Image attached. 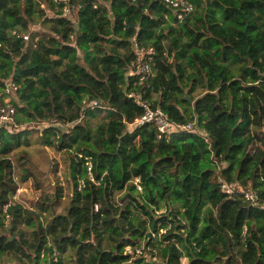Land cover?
<instances>
[{
    "label": "trees",
    "instance_id": "16d2710c",
    "mask_svg": "<svg viewBox=\"0 0 264 264\" xmlns=\"http://www.w3.org/2000/svg\"><path fill=\"white\" fill-rule=\"evenodd\" d=\"M163 1L0 0V103L12 80L19 127L0 126V264H264V0H187L183 22ZM134 39L154 50L144 84ZM131 93L192 132L135 124ZM33 136L67 156L63 213L64 190L39 196L24 169ZM143 245L155 262L125 254Z\"/></svg>",
    "mask_w": 264,
    "mask_h": 264
},
{
    "label": "built area",
    "instance_id": "2783aa9c",
    "mask_svg": "<svg viewBox=\"0 0 264 264\" xmlns=\"http://www.w3.org/2000/svg\"><path fill=\"white\" fill-rule=\"evenodd\" d=\"M61 1H65V0H61ZM163 2L165 3L166 6H168L172 10L174 17L177 18L179 22H183L184 20H187L194 12L193 5L187 0H164ZM79 9H80L79 6H72V7L65 6L63 9L64 16H74L76 14V11ZM16 37L22 38L24 41H29L30 34H25V33L16 34ZM133 48L136 52L137 59L133 61L131 64H129V66L127 67V77L136 78L140 84H144L153 75V70L150 61H151V56L154 54V50L153 49L146 50L141 48L137 43L136 39H134L133 41ZM16 90H17L16 85L12 82V80H9L6 84V88L4 92V95H6L7 97L5 98L4 103H0V126H10V127L13 126L14 129L19 128L15 118L16 109L12 103L13 101L12 94H14ZM128 97L133 99L139 106L143 107L144 109V115L138 118L135 121V124L140 126L145 125L147 123L154 124L158 130L159 139H161L164 135H171L174 133H181V132H192L193 125L180 126L173 124L160 110H155V111L152 110L149 102L142 101L141 96L139 94L131 93L128 95ZM84 106L90 110H94L97 108L98 105L93 101H88L87 103L84 102ZM90 171H91V165L88 164V172L90 174L89 176L91 180L94 181ZM220 183L222 190L225 191L227 194L238 193L240 190L236 185L227 184L221 179H220ZM83 187H84V183L80 185V188ZM138 189L141 190L140 187H138ZM240 193L243 195L245 200L254 203L255 196L253 193L249 191H240ZM95 210L96 211L99 210L98 205L95 206ZM170 228L171 225L169 224L166 230H161V233H165ZM150 252H153V250L146 248L145 245H143L141 248L136 249L135 251L131 247H127L125 249V254H132L136 257L148 260L149 262L150 261L155 262L156 258H153L152 260Z\"/></svg>",
    "mask_w": 264,
    "mask_h": 264
},
{
    "label": "rangeland",
    "instance_id": "374dc122",
    "mask_svg": "<svg viewBox=\"0 0 264 264\" xmlns=\"http://www.w3.org/2000/svg\"><path fill=\"white\" fill-rule=\"evenodd\" d=\"M40 29V28H39ZM37 28L33 30H39ZM36 136L31 139L32 144L26 148L29 157V163L25 165L24 169H27L31 174V178H34L37 184V193L39 196H52L56 191V188H62L64 190V199L61 201L57 212L63 213L64 209L69 203L70 199V187L69 178H67V172L64 171L66 163H68L67 156L62 152H57L52 148H42L36 143ZM16 158V157H15ZM22 168L19 162H15L16 178L22 174ZM82 184V183H81ZM33 183L29 182L28 185L20 184V188L16 194V200L24 201L23 196L28 198L33 197ZM55 264H59L58 255L54 256ZM183 264H186L185 259L182 260ZM61 264V263H60Z\"/></svg>",
    "mask_w": 264,
    "mask_h": 264
},
{
    "label": "water",
    "instance_id": "95a60500",
    "mask_svg": "<svg viewBox=\"0 0 264 264\" xmlns=\"http://www.w3.org/2000/svg\"><path fill=\"white\" fill-rule=\"evenodd\" d=\"M187 99H188L190 102L192 101L191 98H188V97H187ZM90 244H91V243H90Z\"/></svg>",
    "mask_w": 264,
    "mask_h": 264
}]
</instances>
